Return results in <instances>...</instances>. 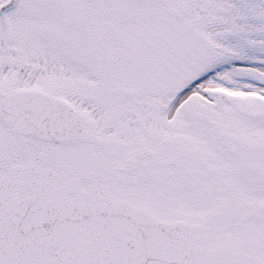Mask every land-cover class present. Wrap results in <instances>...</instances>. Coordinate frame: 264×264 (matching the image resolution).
<instances>
[{"label":"snow or ice","instance_id":"6c2138e0","mask_svg":"<svg viewBox=\"0 0 264 264\" xmlns=\"http://www.w3.org/2000/svg\"><path fill=\"white\" fill-rule=\"evenodd\" d=\"M0 264H264V0H0Z\"/></svg>","mask_w":264,"mask_h":264}]
</instances>
